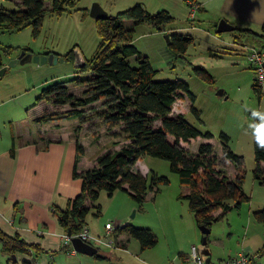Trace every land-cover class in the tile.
I'll list each match as a JSON object with an SVG mask.
<instances>
[{
  "label": "rangeland",
  "instance_id": "374dc122",
  "mask_svg": "<svg viewBox=\"0 0 264 264\" xmlns=\"http://www.w3.org/2000/svg\"><path fill=\"white\" fill-rule=\"evenodd\" d=\"M21 1L0 0V7L7 11L16 9L22 6ZM75 1L76 6L86 7L88 13L84 14L85 11L79 9L62 15L48 12L41 21L37 36L33 35V25H27L20 30H8L0 25V59L3 63L18 56L23 49L40 55L43 52L66 54L70 50L74 54L73 60L64 57L61 60L57 54V61L18 62L6 71L4 79L13 81L20 92L12 102L14 115L23 117L29 109L35 114L43 106L40 116L47 112H54L57 116L46 124H39L38 130H42L45 136H60V118L64 116L69 105L53 104L47 100L36 105L34 103L42 88L55 81H65L69 90L76 95H82L87 88L85 83L74 82L75 77L90 75L89 71L77 70L75 59L77 53L83 58H91L99 44L96 20L89 14L93 3L100 4L108 14H116L137 2L151 12L167 9L174 16V20L165 25V30H158L149 22L135 23L130 18L124 19V25L134 30L133 42L141 55L148 56L156 70L153 76L155 80L183 79L188 83L190 92L195 95L194 100L188 95L182 99L177 98L171 113L177 115L181 113V107L186 108L182 110L183 116L200 130L210 131L213 136L192 138L185 146L191 152H197L201 142H211L217 155L216 167L222 169L230 179L242 176L243 190L250 196L239 208L220 211L219 218L211 224L208 233L211 261L219 263L241 252H249L254 255L256 262L264 264V254L257 253L264 244V222L256 220L253 215L255 210L264 206V180L254 175L257 168L254 140L250 130L246 131L248 124L252 122L250 110L264 111V94L259 98L253 88L255 69L247 57L251 41L245 36H238L235 29L217 32V19L199 9L195 10L192 17L189 0ZM51 2L52 0H44L46 6H51ZM173 33L191 34L194 37L185 53L175 51L170 45L166 35L170 37ZM236 36L238 37L235 42ZM261 47L264 49V46ZM130 62L136 65V56L131 57ZM202 67L213 75V81L198 73L197 68ZM219 89H223L224 94H218ZM108 99L102 98L86 106L84 109L87 120L69 119L65 122L64 127L68 130H81L85 159L89 160L93 156L95 158L100 149L105 151L113 148L116 145L115 140L121 146L127 142L123 135H112L120 130L119 124L110 127L102 114H97L108 108ZM191 104L200 111L199 117L191 110ZM14 120L15 127L18 123L25 125L23 119ZM159 121L160 119L154 120L153 125L157 126ZM79 123L80 127L77 128ZM221 131L229 135L228 143L232 150L241 155L240 167L223 156ZM110 139L113 143L109 142ZM169 139L173 140L171 136ZM140 162L149 168V183L152 175L150 170L160 176H167L169 181L160 183L157 191L148 190L142 203L135 201L121 188L115 189L111 194L105 189L101 190L96 200V203L101 204V211L97 214V209L91 207L87 220L93 231L97 229L93 233L99 235H105L104 226L107 221L148 227L156 233L157 242L142 249L137 238L125 233L126 238H117L115 242L117 246L122 244L126 248L97 246L100 247L99 254L106 255L104 257L78 251H57L51 259L52 264H181V255L189 253L192 245L198 248L202 246V229L197 224L187 199L180 197V194L189 191V186L181 183L179 174L171 169L168 159L144 154ZM261 167L264 174V161ZM230 203L233 204L234 200L230 199ZM1 249L0 242V264H6L7 260L10 263L13 260L12 254L5 252L3 255Z\"/></svg>",
  "mask_w": 264,
  "mask_h": 264
},
{
  "label": "trees",
  "instance_id": "16d2710c",
  "mask_svg": "<svg viewBox=\"0 0 264 264\" xmlns=\"http://www.w3.org/2000/svg\"><path fill=\"white\" fill-rule=\"evenodd\" d=\"M21 3V7L8 11L0 7L2 28L20 30L27 25H33V35L37 36L41 21L48 12L62 15L79 9L84 10V14L88 13L86 7L76 6L75 0H52L51 6H46L44 0H22ZM125 18L133 19L135 23L149 22L158 30H165V25L174 20V16L167 9L151 12L140 2L116 14L95 18L99 35L97 50L91 58H84L82 66L77 67L78 71H89L90 75L74 78L75 84L87 85L83 94L76 95L69 90L65 81H55L44 86L36 98V102L47 100L53 104H68L69 108L64 111V116L78 117L80 121L88 119L84 109L86 106L99 99L109 98L108 108L97 114H102L110 127L119 124L120 130L112 135H123L127 140L116 150L99 152L94 159L95 164L89 168L79 171L76 160L73 176L81 178V189L76 196L69 199L65 208H55L59 223L66 230L70 229L72 234L78 233L84 226L91 207L97 209V214L100 213L101 204L96 203V200L104 189L110 194L117 188L124 189L131 198L142 203L148 190L157 191L160 183L169 181L167 176H160L150 170L152 175L149 183L148 173L144 174L132 168L142 155L149 154L170 161L171 169L179 174L181 183L189 186V191L180 194V197L187 199L197 224L210 228L213 221L219 218L220 211L239 208L243 201L250 199L243 190L242 176L230 179L222 169L216 167L217 155L211 142H201L197 152H191L185 146L192 138L213 136L210 131H202L190 123L182 113L170 114L177 98L182 99L188 95L194 100L195 95L190 92L188 83L183 79L153 78L156 70L148 56L140 54L133 42L134 30L124 25ZM235 30L238 36H245L250 40V45L264 46V22L260 32L239 26ZM193 40L191 34L173 33L170 34L169 43L175 51L183 54ZM55 54L65 59H74L73 50L66 54ZM135 56L137 64L133 65L130 58ZM197 69L207 80H214L213 75L205 68ZM253 88L261 98L264 92L255 80ZM191 110L200 116V111L193 104ZM56 116L54 112H47L35 119L37 122H45ZM157 119H160V123L154 126L153 121ZM79 127L80 123L77 124V128ZM229 138L227 133L221 131L222 154L240 167L241 155L232 150L228 143ZM83 149V145L77 143L78 155ZM254 156L257 162L254 175L264 180L261 167L264 151L258 149L255 143ZM230 199L234 200L233 204ZM253 215L256 220L264 222V206L255 210ZM113 232L116 239L121 233L137 238L142 249L157 242L156 233L151 228L134 226L128 222L124 226L118 224ZM0 241L3 251L9 254L44 251L39 243L28 242L19 233L9 234L1 227ZM99 249L100 247L94 256H106L99 254ZM257 253L264 254V244ZM8 264H17V261L11 260Z\"/></svg>",
  "mask_w": 264,
  "mask_h": 264
},
{
  "label": "crops",
  "instance_id": "0c3cea01",
  "mask_svg": "<svg viewBox=\"0 0 264 264\" xmlns=\"http://www.w3.org/2000/svg\"><path fill=\"white\" fill-rule=\"evenodd\" d=\"M195 1L199 3V10L213 15L217 21L223 17L235 26L261 31L264 0ZM5 75L0 78V227L9 234L19 233L28 242L39 243L44 249L40 253L34 250L17 252V264H32L30 261H34V264H52L55 252H76L67 230L59 223L55 208H65L69 199L80 192L82 180L73 176L76 160L80 171L93 166L95 158L85 159V149L78 155L77 143L84 147L81 130L78 132L64 127L66 121L78 120V117L62 116L59 129L61 134L53 137L45 136L42 130H38L39 124L48 123L37 122L35 119L40 116L43 106L35 114L29 109L23 117L14 115L12 102L20 92L13 81L4 79ZM6 104H9L8 107H5ZM183 109L186 108L181 107V113ZM14 119H23L25 125L18 123L15 127ZM109 142L113 143L111 139ZM115 143L110 149L120 148L116 140ZM101 151L104 150H98L95 157ZM140 158L132 168L147 174L149 168L140 162ZM87 216L84 225L94 234L97 229L93 231L90 228ZM125 236V233H121L118 238L123 240ZM115 248L126 247L120 244Z\"/></svg>",
  "mask_w": 264,
  "mask_h": 264
},
{
  "label": "built area",
  "instance_id": "2783aa9c",
  "mask_svg": "<svg viewBox=\"0 0 264 264\" xmlns=\"http://www.w3.org/2000/svg\"><path fill=\"white\" fill-rule=\"evenodd\" d=\"M192 6L191 16L194 17V12L199 7V3L195 0H189ZM247 57L252 61L253 68L255 69V82L258 87L264 92V49L258 45H250ZM118 224L116 222L107 221L105 223V235L92 234L84 225L82 229L75 234L83 240L97 246L108 245L109 247H116V238H114V229ZM69 236V235H68ZM70 238V236H69ZM75 251V250H73ZM35 262L32 261V264ZM181 264H257L254 255L247 252H241L236 256L229 257L219 263H213L206 260V256L202 254L199 248L195 245L191 246L189 253L183 255Z\"/></svg>",
  "mask_w": 264,
  "mask_h": 264
},
{
  "label": "water",
  "instance_id": "95a60500",
  "mask_svg": "<svg viewBox=\"0 0 264 264\" xmlns=\"http://www.w3.org/2000/svg\"><path fill=\"white\" fill-rule=\"evenodd\" d=\"M89 14L94 18H104L108 15V12L100 4L93 3V5L89 9ZM235 28L236 26L234 24L230 23L225 18H221L218 21L216 30L217 32H223L226 30H233ZM166 36L170 40L169 35L167 34ZM58 59H59V56L53 52L40 55L37 53L33 54L32 52L23 49L18 56H15L9 59L6 63H3V61H1L2 64L0 65V78L4 76L6 71L12 65H15L18 62L23 63L29 60H34L36 62H46V61H54V60L57 61ZM60 59L63 60L62 57ZM84 61L85 59L79 53H77L76 59H75L76 67L82 66L84 64ZM217 93L222 95L224 94V90L219 89ZM126 223L127 222H123L121 226H124ZM200 227L204 235L202 238V246L199 248V250L202 254L206 256V260L210 261L211 260V250L208 247V237H207V234L210 232V228L204 225H200ZM67 235L70 236L71 243L73 245V248L76 251L82 252L88 255H94L98 251V248L95 245L83 240L79 236H75V235L72 236V232L70 229L67 230ZM12 257H13V261L16 260L15 253L12 254Z\"/></svg>",
  "mask_w": 264,
  "mask_h": 264
},
{
  "label": "clouds",
  "instance_id": "9594fccd",
  "mask_svg": "<svg viewBox=\"0 0 264 264\" xmlns=\"http://www.w3.org/2000/svg\"><path fill=\"white\" fill-rule=\"evenodd\" d=\"M250 111L252 122L248 124L246 131L250 130L256 147L264 151V111Z\"/></svg>",
  "mask_w": 264,
  "mask_h": 264
},
{
  "label": "flooded vegetation",
  "instance_id": "af4514ba",
  "mask_svg": "<svg viewBox=\"0 0 264 264\" xmlns=\"http://www.w3.org/2000/svg\"><path fill=\"white\" fill-rule=\"evenodd\" d=\"M2 64V63H1Z\"/></svg>",
  "mask_w": 264,
  "mask_h": 264
}]
</instances>
